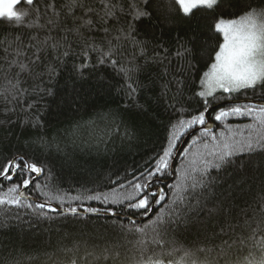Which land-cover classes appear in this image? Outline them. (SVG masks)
<instances>
[{
    "label": "trees",
    "instance_id": "16d2710c",
    "mask_svg": "<svg viewBox=\"0 0 264 264\" xmlns=\"http://www.w3.org/2000/svg\"><path fill=\"white\" fill-rule=\"evenodd\" d=\"M80 2L85 8L90 7L97 12L102 8L100 0ZM115 2L123 7V11L118 12L121 20L115 25L110 22L108 27H123L127 31V23L133 22L135 8L146 9L151 12V19L134 22L133 35L137 41L144 42L147 57L155 53L164 55L162 46L168 49V59L160 62L148 60L146 63L140 47L124 38L118 42L119 46L112 57L119 62L115 67L108 62L98 64L96 61L100 53L90 49L86 58L82 51L85 41L107 51L109 40L113 46L117 45L113 37L119 33L113 30L106 36L98 24L91 30L81 29L83 36L66 31L74 28L79 23L77 18L85 15L84 8L73 7L69 11L70 0H36L35 7L39 12H31V6L21 3L19 10L31 12L23 25L0 23V165L13 155L24 154L45 169L36 180L40 187L33 183L26 190V194L36 201L22 198L19 206L0 205V264H70L73 259L77 264H135L141 249L148 255L155 252L158 256L171 258L175 264L183 256L184 250L195 251L196 248L213 249L210 254H198L199 259L207 257L219 261V264H224L225 259L232 264L259 260L262 254L260 248H252L250 243L235 246L227 257L218 256L216 249L221 245V237L213 233H219L220 229L217 219L207 217V209L223 200L226 208L231 206L233 224L243 221L244 212L252 215L253 209L259 208V199L264 195V168L251 174L252 178L243 191L231 192L227 199L220 188L214 189L216 199L211 202L204 199L208 196L207 192L189 189L183 193L185 199L181 203L176 198L174 186L193 159L182 151L174 166L173 180L162 183L173 177L170 167L166 173L157 174L150 182L149 191L156 193L154 199L159 188L165 193V198L155 204L150 217L148 214L151 210L144 215L142 210L127 208L128 201L113 204L86 197L110 194L113 190L127 195L133 192L129 181L132 184L144 182L141 172L146 175L147 170H153L155 158L166 146L169 121L175 122L179 115L168 107L175 103L172 97L176 93L177 79L185 82L183 96L178 97L183 107L194 111L199 106L192 99V81L206 70L210 62L208 56L221 39L212 32L214 18L227 16L229 11L237 12L246 5L264 6V0H227L222 8L215 11L197 12L191 19L176 17L170 24L167 17L171 0H151L147 7L143 0ZM49 20L55 21L57 26L49 24ZM35 21L45 27H28ZM49 36L59 42L57 48L50 46L53 40H49L47 45L39 43ZM192 36L196 37L195 59L192 60L196 67L190 72L184 61L176 56V51L179 47L178 37L190 41ZM189 46L193 45L190 43ZM38 48L41 49L40 60L32 65L33 72L21 73L18 77L19 90L12 89L8 80H13L18 68L13 65L10 70L9 63L16 58V51L23 53L19 60L28 63L35 60L33 53ZM83 63L90 67L82 72L77 71ZM121 66L139 68L130 75L142 84L150 85L138 95L140 103H145L146 98H159L158 103L152 104L155 119L130 106L132 101L124 91L125 77L120 71ZM193 72L195 75H192ZM165 84L168 85L166 93ZM242 99L264 101V87L247 90L246 94L240 96ZM176 107L180 108L181 104H176ZM37 119L42 126L34 125ZM211 123L213 131L218 134L221 130L227 131V125L243 126L252 123V120L250 117H229L223 124ZM240 131L247 133L243 127ZM199 134V130L192 134L184 149L191 144L192 137ZM185 137L177 142V150ZM195 150V146L190 149L191 152ZM254 159L264 160V154ZM11 183L0 178V185L3 186L0 191L6 190ZM76 196L81 198L72 199ZM198 199L205 204L199 218L208 225L206 230L199 225L186 228L182 223L187 208ZM25 200L33 207H27ZM40 204H45V207L40 209ZM70 207L85 212L87 208H99L100 212L112 213L105 211L110 208L120 216L59 211ZM169 212L173 213L172 217L167 215ZM157 215H163L165 220L170 221L163 226L158 237L165 241L163 245L153 242L155 234L151 229L146 230V235L134 230L137 226L148 224ZM255 217L259 219L258 212ZM143 218L142 221L136 220ZM130 221H135V224ZM231 235L233 240L237 239L241 229L237 227ZM223 239L228 237L224 236ZM141 240L146 244L141 245Z\"/></svg>",
    "mask_w": 264,
    "mask_h": 264
},
{
    "label": "snow or ice",
    "instance_id": "6c2138e0",
    "mask_svg": "<svg viewBox=\"0 0 264 264\" xmlns=\"http://www.w3.org/2000/svg\"><path fill=\"white\" fill-rule=\"evenodd\" d=\"M226 2L227 0H171L167 23H172L176 17L191 19L195 17L197 12L215 11L217 8H222ZM21 3L31 6V12H39V9L35 7L36 0H0V23L23 25L25 18L29 17L31 12L26 9L18 10ZM100 3L102 8L99 12L90 7L85 8L80 0H70L68 5L69 11H72L73 7L84 8L85 15L77 18L79 23L74 28L66 29V31L83 36L81 29L91 30L98 24L100 30L106 36L113 30L119 33V35L113 37L117 41V45L113 46L112 41L109 40L107 51L97 47L94 43L90 45L85 41L82 51L86 58L90 49L100 53L96 61L98 64L102 65L108 62L115 67L119 62L112 59V57L116 53V47L119 46L118 42L121 38H124L133 41L134 44L140 47V53L145 56L146 63L148 60L160 62L168 59V49H164L162 46L161 50L165 53L164 55L155 53L152 57H147L144 42L137 41L133 35L135 32L134 22L141 21L144 18L151 19V12L146 9L135 8L132 14L133 22L127 23V31H125L123 27H108L110 22L113 25L120 22L121 17L118 12H122L123 7L115 0H100ZM143 3L147 7L150 5L151 0H143ZM49 7H52V5H49ZM56 15L59 14L56 13ZM48 23L53 27L57 26L53 20H49ZM34 26L45 27V25L39 24L38 21L28 25V27ZM211 27L213 34L221 39L208 56L210 62L207 64L206 70L200 73L197 80L192 81V99L196 100L199 106L194 111L183 107L178 97L183 96L185 82L183 79H177L176 93L172 97L175 103L170 104L168 107L179 115L175 122L169 121L165 138L166 146L162 147L161 152L155 158L153 170H147L146 175L141 172L140 175L144 177V182L132 184L129 181L133 192L127 195H122L113 190L110 194L100 193L87 196L86 199H103L104 203L113 204H122L124 201H128L127 208L142 210V213L147 215L151 210L152 203H159L160 200L165 198V193L161 190L159 200L154 199L156 193L149 191L150 182L157 174H164L170 169L174 153L177 151V142L183 136L188 135L190 131L195 130H199L200 134L194 135L191 144L183 150L186 155H191L193 159L181 173L180 181L174 186L176 198L181 203L185 199L183 193L189 189H200L202 192H207L208 196L204 199L206 202H211L216 199L214 189L220 188L225 199H227L229 193L243 191L252 178L251 174L260 168H264V160L257 161L254 159L255 156L264 154V102H240V96L246 94L247 90H255L258 86L264 87V6L246 5L245 8H241L237 12L229 11L227 16L218 15L214 18ZM177 39L179 47L176 56L184 61L191 72L196 67L192 63V60L195 59L194 45L196 37L192 36L190 41L181 37ZM49 40H53L50 45L52 48L59 46V42L50 36L39 43L47 45ZM190 43L193 46H189ZM40 50L38 48L37 52L33 53L35 60L28 63L21 62L19 57L23 53L19 50L16 51V58L9 63L10 70L13 65L18 68V72L13 77L15 82L8 80L12 89L19 90L20 80L18 77L21 73L31 74L33 72L32 65L40 60ZM65 55H67V52H65ZM89 67L87 63H83L77 71L82 72V70ZM139 70V68L127 69L121 66L120 71L125 77L124 91L132 101L131 107H135L137 111L155 119L152 113V104L158 103L159 98H146L143 104L137 99L141 91L150 87V85L142 84L130 75V73ZM165 72H167V68H165ZM192 75H195V73L193 72ZM191 78L190 75L189 79ZM164 89L166 93L168 91L167 84L164 85ZM49 94L51 93L49 92ZM225 101H231V103L223 106ZM176 104H181V107L177 108ZM229 117H250L252 123L243 126L227 125V131L221 130L218 134L213 131L210 122H221L223 124ZM34 125L42 126V123L37 119L34 121ZM241 127L247 130L246 134L240 131ZM194 146L196 150L191 152L190 149ZM44 171V167L28 159L24 154L13 155L11 158L5 159L4 163L0 165V178L12 183L6 187V190L0 191V205H21L22 198L25 196L24 190L33 183H36V187L39 188L40 185L36 182V178ZM177 171L180 170L177 169ZM213 172H215L214 176L212 175ZM0 187L3 186L0 185ZM120 187L124 186L120 185ZM56 198L61 199L60 197ZM80 198V196L72 197V199L77 200ZM24 202L27 207H33L26 200ZM175 202L173 201V203ZM38 207L43 209L45 204H40ZM230 207L226 208L224 201L221 200L214 207L207 209V217L217 219V226L220 229L219 233H213L214 236L221 237V245L216 249L217 255L227 257L235 246H245L250 243L252 248L259 247L262 254L259 260L246 261L245 264H264V195L260 197L259 208L253 209L252 215L248 212L243 213L244 219L242 222L236 224L231 222L234 218L231 217ZM204 208L205 204L199 199L196 200L194 205L190 204L182 219L184 226L187 228L199 225L202 230H206L208 225L199 218V214L204 211ZM67 211L75 214L77 209L70 207ZM86 211L97 213L101 209L87 208ZM105 211L116 215L110 208L105 209ZM257 212L259 213V219L255 217ZM167 215L172 217L173 213L169 212ZM176 215L179 216V214ZM130 222L135 224V221ZM169 222L164 219L163 215H157L155 219L149 220L148 224L143 227L137 226L134 230L146 235V230L151 229L155 234L153 242L163 245L165 241L158 239V237L161 236L163 226ZM237 227L241 229V235L233 240L231 233H234ZM224 236H227L228 239H223ZM139 243L145 245L146 241L141 240ZM212 251L211 248H196L195 251L184 250L183 256L175 264H219V261L209 260L207 257L203 260L199 259L198 254H210ZM169 257H171V253H169ZM70 264H77V262L73 259ZM135 264H174V261L171 258H164L162 255L158 256L155 252L148 255L144 249H141ZM224 264H232V262L225 259Z\"/></svg>",
    "mask_w": 264,
    "mask_h": 264
},
{
    "label": "water",
    "instance_id": "95a60500",
    "mask_svg": "<svg viewBox=\"0 0 264 264\" xmlns=\"http://www.w3.org/2000/svg\"><path fill=\"white\" fill-rule=\"evenodd\" d=\"M240 102H243V103H248V102H252V103H261V102H264V101H261V100H253V99H242V100H240ZM229 103H231V101H225V102H224V105H225V104H229ZM210 126L212 127V123H211V122H210ZM197 131H198V130H195V131L190 132V133H189L188 135H186V137L184 138L183 142L181 143V145H180L179 149L177 150V152H176V154H175V156H174V158H173V161H172V163H171V171H172V175H173V177H172L170 180L162 181L163 184H164V183H168V182H170L171 180L174 179V177H175V174H174V166H175V163H176L177 159L179 158L180 154L182 153L184 147H185L186 144L188 143V141H189L191 135L194 134V133L197 132ZM41 176H42V174H41L39 177H37L36 180L39 179ZM26 190H27V189L24 190V192H25V196H24L23 199H30V200H35V201H36L35 198H33V197H31V196H28V195L26 194ZM160 192H161V188L158 189V195H157V197H156V200L159 198V196H160ZM155 204H156V203L153 204V207H152V209H151V212L148 214V217H150V216L153 214L154 209H155ZM59 211H63V212H65V213L73 214V213L68 212L67 210H63V209H59ZM77 213H84V214L95 215V216H99V215H100V216H106V217H113V216L118 217V216H120L119 214L113 215L112 213H105V212L90 213V212H85V211H81V210H80V211H77L75 214H77ZM125 218H129V217H125ZM144 219H145V218H143V219H136V220H138V221H142V220H144Z\"/></svg>",
    "mask_w": 264,
    "mask_h": 264
},
{
    "label": "rangeland",
    "instance_id": "374dc122",
    "mask_svg": "<svg viewBox=\"0 0 264 264\" xmlns=\"http://www.w3.org/2000/svg\"><path fill=\"white\" fill-rule=\"evenodd\" d=\"M19 10V9H18Z\"/></svg>",
    "mask_w": 264,
    "mask_h": 264
}]
</instances>
